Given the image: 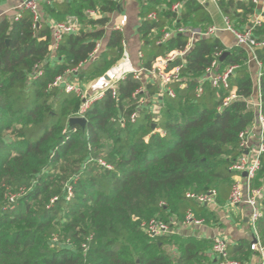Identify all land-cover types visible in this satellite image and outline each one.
Here are the masks:
<instances>
[{
	"label": "trees",
	"instance_id": "obj_1",
	"mask_svg": "<svg viewBox=\"0 0 264 264\" xmlns=\"http://www.w3.org/2000/svg\"><path fill=\"white\" fill-rule=\"evenodd\" d=\"M153 1L155 5L162 2ZM182 2L179 14L172 12L174 3L162 14L153 6L144 12L139 30L143 68L152 70L159 58L188 45L186 35L158 44L163 34L154 32L168 21L175 22V28L211 27L204 6L194 0ZM219 6L231 22L248 25L250 3L222 0ZM117 9L113 0L51 1L45 11L52 19L65 22L75 17L81 27L78 34L65 36L55 52L50 48L52 28L41 14L37 22L31 11H18L19 20L0 22V264L206 262L210 243L175 234L152 239L144 224L158 219L179 225L189 210L205 217V204L188 194L215 191L217 204L229 200L238 177L231 168L244 154L241 134L256 121L250 105L256 92L248 67L250 51L240 46L226 51L216 38L200 39L169 66L183 64L181 80L170 85L175 97L160 93L157 83L135 80L129 74L119 82L116 98L107 91L93 104L86 129L71 125L81 99L61 86H50L83 64L73 76L92 83L122 59L120 31H113L106 49L92 58L106 36L109 15ZM152 12L157 21L149 19ZM259 30L255 38L264 41V26ZM225 52L229 55L220 62L216 55ZM254 56L263 66L259 88L264 115V48L255 49ZM216 60L218 72L236 67L227 90H217L209 81L201 83ZM38 67L43 74L34 81ZM141 88L145 92L135 96ZM231 91L239 98L219 111ZM160 94L159 116L154 121L151 107ZM135 112L136 121L121 127L120 120H130ZM99 159L112 169L102 167ZM261 160L254 188L264 187V156ZM13 194L18 196L11 202ZM257 230L264 245V217ZM175 247L179 256L174 260L170 249ZM250 249V243L242 242L228 248V257L243 262Z\"/></svg>",
	"mask_w": 264,
	"mask_h": 264
},
{
	"label": "built area",
	"instance_id": "obj_2",
	"mask_svg": "<svg viewBox=\"0 0 264 264\" xmlns=\"http://www.w3.org/2000/svg\"><path fill=\"white\" fill-rule=\"evenodd\" d=\"M56 1V0H49ZM117 5L122 4L125 0H113ZM210 3L215 5L220 4L222 0H208ZM253 3L257 4L258 0H251ZM182 4L174 5L172 12L179 14L182 9ZM29 10L35 15V21H39L40 12L37 3L34 0H27L22 6L19 7V11ZM90 16L95 17L94 12H89ZM21 15H18L15 19L19 20ZM149 19L157 21V14L152 13L149 15ZM225 23L227 25V30L231 31L238 42V46L244 47L252 52L254 56L255 49L264 48V41H259L255 38L254 32L256 29L264 25V11L260 14H257L250 20L249 27L241 32L234 29L231 26L230 20L226 17ZM80 25L76 22H58L54 23L52 26V44L51 51L55 52L60 46V43L67 35H75L80 32ZM220 29L217 27L211 26L207 30L193 29L190 27H177L174 30H166L163 34V37L158 41V44H165L170 38L176 35H186L189 37V43L183 51H175L170 53L164 58H159L152 70H147L145 68H140L135 70L132 74L135 80L139 81H150L158 84L160 93H167L171 97H175L174 90L171 89L170 85L178 83L181 80V71L183 69V64L175 66L172 69H169L171 63L175 62L178 59H182L187 55L192 49L194 44L203 38H216ZM101 44L97 45L96 50L92 58H94L100 51ZM222 54L216 55V58L219 59ZM255 58V56H254ZM256 59V58H255ZM257 61V60H256ZM258 62V61H257ZM86 64L81 65L79 68L69 70L64 76H59L56 78L53 85L50 87L61 86L66 93L75 94L81 99V105L77 113L73 118L86 119L88 112L92 108L93 104L101 100L105 93L109 91L114 98L118 95V84L121 80H124L126 77H123L121 80L113 81L108 83L107 87L104 90L99 91L93 95L89 94L85 89L84 85L79 81L78 78L74 77V74H77L80 71V68L84 67ZM260 67L259 81L263 75V66L258 62ZM218 60L212 63V66L207 70L206 76L201 80V83L204 81H209L213 88L217 90H227L230 86V78L233 75L236 67L231 66L227 68L224 72H218ZM43 72L40 67H38L32 77L34 81L38 80L42 76ZM184 85H181L183 87ZM145 89L141 88L135 93V96L140 93H144ZM197 93L201 95L203 89L199 87ZM239 97L235 91H231L229 95L223 100V104L219 107V111H222L224 108L228 107L232 102L236 101ZM154 99H162V94L156 96ZM144 99L141 98L140 103L144 105ZM151 111L154 115V121L158 120L159 116V104L157 101H153ZM250 105L256 111V121L255 126L258 127V136L256 139V144L252 143V127L250 130L241 134V149L243 151V156L237 161L234 166L231 168V171L238 173V177L232 185L231 193L228 200V206L238 207L240 205H246L251 210V216L249 218L252 228L255 233L254 242L251 245V250L259 252L264 258V245L260 242V236L258 234L257 226L258 223L264 217L263 212V200H264V187L254 188L253 181L257 177L259 171L262 169V156H264V115L262 113V104H261V94L258 84V95L257 102L253 103L250 101ZM138 112H135L131 115L130 120L125 118L120 120L121 127H125L128 122L134 123L137 119ZM89 162H93L90 160ZM98 163L107 169H112L104 160L99 159ZM247 176L244 177L243 175ZM68 199L73 196L72 188H68ZM188 198L195 199L201 204L209 205L215 203L217 194L215 191H211L205 195H194L188 194ZM11 202H14V199L11 198ZM205 224V220L195 216L194 212L189 210L187 211L184 220L181 224L171 225L167 224L158 219H153L147 224H144V229L148 236L152 239L165 236V235H174L178 226H202ZM213 253L220 260L219 264H243L240 261L231 260L228 257V242L222 237H215L213 240ZM264 264V262L262 263Z\"/></svg>",
	"mask_w": 264,
	"mask_h": 264
},
{
	"label": "crops",
	"instance_id": "obj_3",
	"mask_svg": "<svg viewBox=\"0 0 264 264\" xmlns=\"http://www.w3.org/2000/svg\"><path fill=\"white\" fill-rule=\"evenodd\" d=\"M27 0H0V22L6 18L14 19L18 16L19 7L22 6ZM38 7L39 12L42 17V21L49 25L51 28L54 23H58L52 19L45 11V8L51 3L49 0H34ZM59 1V0H57ZM61 1V0H60ZM66 3H70L71 0H65ZM160 4L155 5V1L152 0H125L122 4L118 5V9L111 15H109V23L106 26V36L100 42V51L106 49V45L109 41V37L113 31H120L124 35V55L120 61H118L108 73H106L103 78H100L92 83L81 82L87 92L91 95L104 90L108 83L113 81L121 80L129 74H132L135 70L142 68V53L141 49L143 47V41L141 40L139 30L143 24V14L147 8L153 6L158 13H164L168 10L171 3L172 8L174 5L182 4V0H161ZM198 4L205 7L211 18V26L220 29V32L216 36L226 51H231L232 49L239 47L235 35L227 30V25L225 23L224 14L222 13L220 6L210 3L208 0H194ZM236 2L250 3V15L248 17V25H242L239 21L233 20L231 26L238 31H245L249 25L250 20L264 11V0H258L255 4L251 0H234ZM152 4V5H151ZM155 5V6H154ZM241 13V11H239ZM154 13V12H152ZM93 17V16H92ZM95 18V17H93ZM78 22L75 17L68 18L65 22ZM177 24L175 22L168 21L166 26L159 31H155L154 35L158 33L164 34L166 30H174ZM264 26V25H263ZM262 26V27H263ZM89 30L93 28L87 26ZM261 28V27H260ZM260 28L256 29L254 36L258 38ZM199 29V28H197ZM98 55V54H97ZM96 55V56H97ZM57 62V59L54 61ZM56 64V63H54ZM248 67L256 88L254 94L253 103L257 102L258 95V84H259V73L260 67L258 62L254 58L252 52L250 51V60ZM108 77V79L106 78ZM80 81V80H79ZM154 102L160 101L154 99ZM253 108V106H251ZM255 110V109H254ZM258 127L253 124L252 126V143L256 144V139L258 136ZM207 207L205 217V224L202 226H183L180 225L175 231V235L181 238H194L199 242L210 243L211 246L206 253V262L204 264H219L220 260L213 253V240L215 237H222L227 240L228 248L232 249L239 246L242 242L252 243L255 239V233L250 223L251 210L246 205H240L238 207L228 206V201L225 204L212 203L205 205ZM261 242V240H260ZM262 243V242H261ZM251 250V249H250ZM171 254L175 259H177L178 250L177 248L170 249ZM242 262V261H241ZM264 258L261 254L256 251H250V256L248 259L244 260L243 264H262Z\"/></svg>",
	"mask_w": 264,
	"mask_h": 264
},
{
	"label": "water",
	"instance_id": "obj_4",
	"mask_svg": "<svg viewBox=\"0 0 264 264\" xmlns=\"http://www.w3.org/2000/svg\"><path fill=\"white\" fill-rule=\"evenodd\" d=\"M229 55V52H225L221 57H220V62H223L227 56ZM108 79V77H106ZM70 124L71 125H75V124H78L80 125L83 129H86V126H87V119H81V118H71L70 119ZM154 128H155V125H154ZM244 177H246L247 175L244 174L243 175Z\"/></svg>",
	"mask_w": 264,
	"mask_h": 264
},
{
	"label": "rangeland",
	"instance_id": "obj_5",
	"mask_svg": "<svg viewBox=\"0 0 264 264\" xmlns=\"http://www.w3.org/2000/svg\"><path fill=\"white\" fill-rule=\"evenodd\" d=\"M201 30H202V29H201ZM72 193H73V192H72ZM17 196H18L17 194H13V195H11V196H10V200H11V198L15 199Z\"/></svg>",
	"mask_w": 264,
	"mask_h": 264
}]
</instances>
